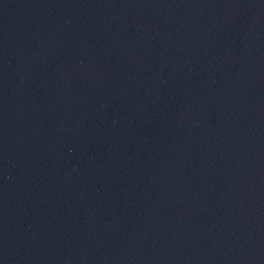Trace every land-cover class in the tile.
Returning <instances> with one entry per match:
<instances>
[{
	"label": "water",
	"instance_id": "obj_1",
	"mask_svg": "<svg viewBox=\"0 0 264 264\" xmlns=\"http://www.w3.org/2000/svg\"><path fill=\"white\" fill-rule=\"evenodd\" d=\"M0 264H264V0H0Z\"/></svg>",
	"mask_w": 264,
	"mask_h": 264
}]
</instances>
